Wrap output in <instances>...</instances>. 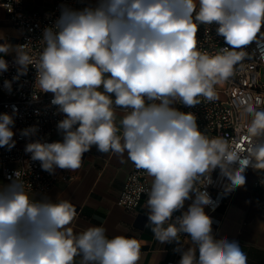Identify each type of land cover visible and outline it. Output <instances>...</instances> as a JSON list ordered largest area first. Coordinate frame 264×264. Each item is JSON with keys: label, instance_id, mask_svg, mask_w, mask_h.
Instances as JSON below:
<instances>
[{"label": "clouds", "instance_id": "clouds-1", "mask_svg": "<svg viewBox=\"0 0 264 264\" xmlns=\"http://www.w3.org/2000/svg\"><path fill=\"white\" fill-rule=\"evenodd\" d=\"M83 7L60 6V15L45 27L39 51L28 41L11 45L0 34V73L8 70L5 56L14 50L17 74L13 83L35 69L33 89L51 93L63 119L57 122L61 141L26 144L25 152L41 169L75 171L93 147L113 153L151 177L147 221L162 244H175L179 264H247L238 241L217 238L205 208L217 206L207 191L219 169L224 194L245 185V170H264V111L252 104L240 143L210 138L197 118L175 105L194 107L201 97L218 99L215 85L234 74V66L257 43L264 60V0H80ZM215 25L227 47L215 55L198 48L200 26ZM39 94L33 91V99ZM116 109L124 112L117 124ZM13 106V113L16 112ZM15 121L0 114V147L11 150ZM21 130L22 137L38 133ZM246 144V147H245ZM136 181V177L130 178ZM0 185V264H138L141 243L123 235L109 237L102 226L74 232L77 211L69 200L47 194L34 198L19 170ZM135 201L127 194L124 200ZM186 202L187 208L185 210ZM179 212L180 215L174 216ZM181 234L194 247L185 248Z\"/></svg>", "mask_w": 264, "mask_h": 264}, {"label": "built area", "instance_id": "built-area-1", "mask_svg": "<svg viewBox=\"0 0 264 264\" xmlns=\"http://www.w3.org/2000/svg\"><path fill=\"white\" fill-rule=\"evenodd\" d=\"M68 5L79 9L84 6L80 0H56L48 11H38L28 9V0H0V5L7 14L10 23L19 30L20 37L18 44L32 41L33 53L38 52L39 40L45 27L51 26L60 15V6ZM216 26H200L197 33L198 48L206 51L210 55H215L222 47H227L223 37L218 36L215 31ZM264 31V28H262ZM264 48V42L260 44ZM250 58H246L234 66V74L223 84L215 85L218 99L207 101L201 97L202 103L194 107H186L182 104L175 105L183 112H191L197 118V125L200 131L210 138L222 137L231 143H240L246 133L247 124L251 117L246 113V108L252 104L257 110L264 111V80L262 72L264 70V60L260 58V50L256 42L246 46L244 49ZM8 62V70L0 73V114L7 113L13 115L15 124L13 139L16 141L15 147L8 150L7 147H0V170L6 181L14 171L22 173L26 191L34 198L48 194L50 190L59 182H70L73 178L67 170L57 169L55 174H49L41 169L39 161H32L31 154L25 152L26 144L37 139L42 142H55L61 137L57 132V122L63 119V114L58 113L57 106L51 105L53 98L51 93L39 94L38 90L33 89L35 81V69L29 67L28 74L21 76L20 80L13 83L12 92L9 93L3 87L4 80H12L17 74V66L14 57H4ZM33 91L39 94L38 99H33ZM13 106L16 108L13 113ZM124 113L121 109H116ZM37 126L39 131L35 136L22 137L21 130ZM246 147V144H245ZM258 174L252 184V194L255 202L264 219V171L249 167L245 173ZM244 173V174H245ZM135 176L136 181L130 178ZM152 178L143 171H138L132 165L124 187L120 193L117 204L126 211H136L144 201H147V192L138 193V187L149 189ZM213 184L208 186L207 191L217 206L213 211L210 207L208 215H213L222 208H228L240 188L228 194H224V185L229 183L226 178H221L219 169L212 173ZM127 194L135 201L130 205L124 200ZM186 202L185 210L187 208ZM79 212H77V215ZM180 215L179 212L174 216ZM213 225L219 226L213 218ZM170 264H176L172 262Z\"/></svg>", "mask_w": 264, "mask_h": 264}, {"label": "crops", "instance_id": "crops-1", "mask_svg": "<svg viewBox=\"0 0 264 264\" xmlns=\"http://www.w3.org/2000/svg\"><path fill=\"white\" fill-rule=\"evenodd\" d=\"M56 0H28L29 10L48 11ZM0 34L15 46L20 32L7 19L0 5ZM4 41H0L2 43ZM2 55V54H0ZM5 57H14V50ZM264 80V70L262 72ZM124 113L116 110L117 124ZM62 140V136L58 141ZM121 158L111 152L99 153L93 147L82 158L81 167L68 171L73 178L70 182H59L47 194L53 200H69L79 214L70 225L74 232L90 226H102L111 238L123 235L136 238L141 243L138 264H179L181 253L174 251L176 245L157 241L147 221L146 201L136 211H126L117 201L132 167L125 153ZM258 174L245 173L246 183L235 196L232 204L213 215L219 226L212 225L217 238L227 237L238 241L247 256V264H264V219L252 194V184ZM0 170V185L7 184ZM38 199V198H37ZM208 214V209L205 208ZM185 248L194 247L190 237L181 234ZM79 257L76 258L79 264Z\"/></svg>", "mask_w": 264, "mask_h": 264}, {"label": "rangeland", "instance_id": "rangeland-1", "mask_svg": "<svg viewBox=\"0 0 264 264\" xmlns=\"http://www.w3.org/2000/svg\"><path fill=\"white\" fill-rule=\"evenodd\" d=\"M262 171H264V170H257V172H262Z\"/></svg>", "mask_w": 264, "mask_h": 264}]
</instances>
